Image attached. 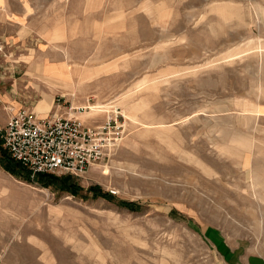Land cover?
<instances>
[{
    "label": "rangeland",
    "instance_id": "374dc122",
    "mask_svg": "<svg viewBox=\"0 0 264 264\" xmlns=\"http://www.w3.org/2000/svg\"><path fill=\"white\" fill-rule=\"evenodd\" d=\"M0 6V125L47 91L125 128L75 194L0 163V264H264V0Z\"/></svg>",
    "mask_w": 264,
    "mask_h": 264
},
{
    "label": "built area",
    "instance_id": "2783aa9c",
    "mask_svg": "<svg viewBox=\"0 0 264 264\" xmlns=\"http://www.w3.org/2000/svg\"><path fill=\"white\" fill-rule=\"evenodd\" d=\"M61 104L59 111L45 117L20 108L0 125L4 147L32 174L83 175L124 139L125 128L118 118L110 116L91 125L79 115L87 107Z\"/></svg>",
    "mask_w": 264,
    "mask_h": 264
},
{
    "label": "crops",
    "instance_id": "0c3cea01",
    "mask_svg": "<svg viewBox=\"0 0 264 264\" xmlns=\"http://www.w3.org/2000/svg\"><path fill=\"white\" fill-rule=\"evenodd\" d=\"M1 13H2V11H1V6H0V14ZM0 19H1V16H0ZM35 66H36V68L40 69V71L48 72V80L50 83H55L54 81H56V79H57V81L61 80V79H63V76H67L70 73V67H69L67 62L49 63L48 61H45L43 63L39 62ZM68 99L72 102V104L74 106L76 105V106H85L86 107V105H87L86 103L91 102V100H89V98L85 101L78 99V97H77V95H75V93H71V96H69ZM53 101H54L53 95L47 91H44L41 99L38 101V103L36 104V106L34 108V112H36L39 115V117L46 116L47 114L50 113V111H52ZM60 108H61V106H60ZM60 108H57V111H59ZM19 109L17 108V110H19ZM87 109L83 113L79 114L80 117L86 123L91 124V125H99V124H102L106 121V119H107L106 117L103 119H99V120L95 119L96 114H94V113H98L101 110H99V111L95 110V108H93V106H90L89 110H87ZM16 111H14V112H16ZM0 176H1V168H0ZM0 188H1V182H0ZM0 252H1V250H0Z\"/></svg>",
    "mask_w": 264,
    "mask_h": 264
},
{
    "label": "trees",
    "instance_id": "16d2710c",
    "mask_svg": "<svg viewBox=\"0 0 264 264\" xmlns=\"http://www.w3.org/2000/svg\"><path fill=\"white\" fill-rule=\"evenodd\" d=\"M0 163L1 165L12 174H21L27 170L24 166H22L18 161L14 160L10 154L5 151L2 147V139L0 138ZM23 169V170H22ZM23 171V172H22ZM30 172V171H29ZM26 178L31 180L30 175H28ZM70 176L61 178L57 176L54 173H39L38 174V180L48 184L49 181H54L55 183H59L63 188L70 190L72 193L77 192V188L73 182H70ZM90 191L94 193V196H104L106 198H111L113 194L111 192L103 191L102 188L99 185H93L90 187ZM133 204V202L123 201L122 205L130 207Z\"/></svg>",
    "mask_w": 264,
    "mask_h": 264
},
{
    "label": "bare ground",
    "instance_id": "6f19581e",
    "mask_svg": "<svg viewBox=\"0 0 264 264\" xmlns=\"http://www.w3.org/2000/svg\"><path fill=\"white\" fill-rule=\"evenodd\" d=\"M263 48H264V47H263ZM47 115H48V114H47ZM47 115H46V116H47ZM44 117H45V116H44Z\"/></svg>",
    "mask_w": 264,
    "mask_h": 264
}]
</instances>
